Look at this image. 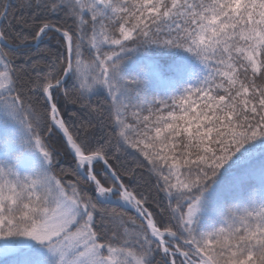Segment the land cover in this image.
<instances>
[{"label": "snow or ice", "instance_id": "snow-or-ice-1", "mask_svg": "<svg viewBox=\"0 0 264 264\" xmlns=\"http://www.w3.org/2000/svg\"><path fill=\"white\" fill-rule=\"evenodd\" d=\"M152 49L172 75L127 79ZM0 113L8 264H264V0H0ZM233 173L255 183L221 203Z\"/></svg>", "mask_w": 264, "mask_h": 264}, {"label": "trees", "instance_id": "trees-1", "mask_svg": "<svg viewBox=\"0 0 264 264\" xmlns=\"http://www.w3.org/2000/svg\"><path fill=\"white\" fill-rule=\"evenodd\" d=\"M10 2L13 5V8H16L18 0H10ZM41 47H55L54 43H45L42 44ZM151 61L154 64H156L162 74L165 77L171 76L172 73L168 71L169 67L174 64L175 62V55L172 52L169 51H162V50H156L152 49L148 52H139V53H133L131 58L126 61V70L128 72L127 79H132V77L135 75L136 71L138 70V65H141L144 62ZM143 91H141L140 95L141 98L144 96H147L148 99H151L153 95L157 96H163V90L159 88L158 81L155 79L148 80L144 85H142ZM105 93H101L97 97L93 98V103H103L105 102ZM62 113L64 115V118L66 120H69V123L71 124L72 121L70 119L71 114L74 112H79V105H73L71 103L64 105L61 104ZM147 114L146 112L144 113ZM81 119L86 118V113L80 112ZM0 134H2V130H0ZM50 143L59 150V155L57 156V164L55 167V173L57 175L60 174L61 169H69L73 167L72 157L67 153L63 141L59 139V137H54ZM140 159H143L142 157ZM260 159H264V157H257V162H259ZM122 162L125 167H132L135 168L137 166V160L133 156H124L122 159ZM232 175H238V173H233L229 175L228 177H225L224 183L217 189V198L221 203L228 204L231 201L243 198L248 195L253 183V181H244V182H238L235 184L231 183ZM142 176V179H141ZM137 181L139 185V189H142L145 186L146 182L150 181V177L148 174V171L146 168H141L139 170ZM136 186V184H134ZM258 186V185H257ZM128 216H135L131 212L127 213ZM15 259L14 257H6L1 258L0 256V264H8L9 261Z\"/></svg>", "mask_w": 264, "mask_h": 264}, {"label": "rangeland", "instance_id": "rangeland-1", "mask_svg": "<svg viewBox=\"0 0 264 264\" xmlns=\"http://www.w3.org/2000/svg\"><path fill=\"white\" fill-rule=\"evenodd\" d=\"M0 119H2V113H0ZM0 130H2V128H0ZM8 257H14V258H16L15 255H10ZM1 258H6V257L5 256H1Z\"/></svg>", "mask_w": 264, "mask_h": 264}, {"label": "water", "instance_id": "water-1", "mask_svg": "<svg viewBox=\"0 0 264 264\" xmlns=\"http://www.w3.org/2000/svg\"><path fill=\"white\" fill-rule=\"evenodd\" d=\"M130 211H132L133 213H135L133 210L129 209Z\"/></svg>", "mask_w": 264, "mask_h": 264}]
</instances>
